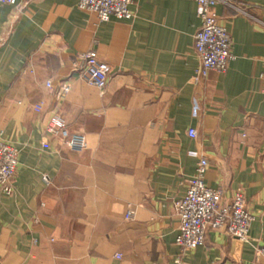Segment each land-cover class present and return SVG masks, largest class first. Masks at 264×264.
Listing matches in <instances>:
<instances>
[{"label":"crops","instance_id":"crops-1","mask_svg":"<svg viewBox=\"0 0 264 264\" xmlns=\"http://www.w3.org/2000/svg\"><path fill=\"white\" fill-rule=\"evenodd\" d=\"M79 1L0 8V139L19 150L16 192H0V264H264V0H228L245 14L217 5L233 59L201 84L196 0H132V20L108 22ZM92 49L112 70L104 93L74 71ZM54 113L86 149L46 133ZM201 157L225 203L244 193L253 242L208 228L204 245L177 246L175 202Z\"/></svg>","mask_w":264,"mask_h":264},{"label":"built area","instance_id":"built-area-1","mask_svg":"<svg viewBox=\"0 0 264 264\" xmlns=\"http://www.w3.org/2000/svg\"><path fill=\"white\" fill-rule=\"evenodd\" d=\"M197 15L201 20L200 29L194 39V50L199 59L193 80L201 84L210 72H226L233 59L232 40L228 29L221 24L216 7L227 4L241 14H245L243 4L228 0H196ZM17 0H0V8L4 5H16ZM132 0H80L81 10L96 13L101 22L111 19L132 20L135 15L131 10ZM74 71L81 78L96 87L101 93L107 88L112 73L108 63L102 61L96 50L92 49L77 55L73 63ZM46 85L52 87L51 81ZM71 91V84H61L58 92L59 99L65 100ZM264 93V87H263ZM42 105L35 110L40 111ZM47 134L59 137L71 150L82 151L87 147V140L80 132H70L66 121L59 113H54L45 127ZM191 138L197 137V131L190 128ZM47 142L43 147L47 148ZM19 165V150L6 140L0 139V192L13 195L16 192L15 176ZM208 161L201 157L190 179V184L183 197L175 202L179 218V233L176 244L183 253L193 251L204 245L208 228L224 229L227 234L240 241L251 243L250 234L254 215L249 211L244 193L238 190L232 196L231 202L223 201V192L220 189L210 188L206 184ZM49 182L48 177L44 178ZM134 211L127 210L126 220L133 219Z\"/></svg>","mask_w":264,"mask_h":264}]
</instances>
